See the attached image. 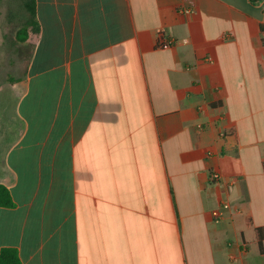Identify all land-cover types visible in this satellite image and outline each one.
Masks as SVG:
<instances>
[{"label":"crops","instance_id":"0c3cea01","mask_svg":"<svg viewBox=\"0 0 264 264\" xmlns=\"http://www.w3.org/2000/svg\"><path fill=\"white\" fill-rule=\"evenodd\" d=\"M35 8L25 77L0 84V252L264 264V0Z\"/></svg>","mask_w":264,"mask_h":264},{"label":"rangeland","instance_id":"374dc122","mask_svg":"<svg viewBox=\"0 0 264 264\" xmlns=\"http://www.w3.org/2000/svg\"><path fill=\"white\" fill-rule=\"evenodd\" d=\"M28 14L23 0H0V84L7 85L25 77L30 49L19 40Z\"/></svg>","mask_w":264,"mask_h":264},{"label":"trees","instance_id":"16d2710c","mask_svg":"<svg viewBox=\"0 0 264 264\" xmlns=\"http://www.w3.org/2000/svg\"><path fill=\"white\" fill-rule=\"evenodd\" d=\"M24 8L28 14L26 25L18 32L19 40L22 42L27 41L28 30L31 28L33 31L36 29V8L35 0H23ZM0 207L2 208H14L15 203L12 199L10 191L4 185L0 184ZM257 236L260 249L263 251L264 242V229H257ZM0 264H21L18 252L15 249L5 248L0 252Z\"/></svg>","mask_w":264,"mask_h":264},{"label":"built area","instance_id":"2783aa9c","mask_svg":"<svg viewBox=\"0 0 264 264\" xmlns=\"http://www.w3.org/2000/svg\"><path fill=\"white\" fill-rule=\"evenodd\" d=\"M171 44L170 41H165L164 43H162L163 46H169ZM209 180L211 183H218L220 182V174L217 172V171H210L209 173ZM229 208V204L224 202V203H221V210L219 212H216L215 216H216V220L217 221H220V219L222 218V209H228Z\"/></svg>","mask_w":264,"mask_h":264}]
</instances>
